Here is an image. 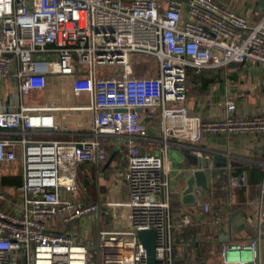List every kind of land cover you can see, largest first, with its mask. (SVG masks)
I'll return each instance as SVG.
<instances>
[{
	"label": "built area",
	"instance_id": "obj_1",
	"mask_svg": "<svg viewBox=\"0 0 264 264\" xmlns=\"http://www.w3.org/2000/svg\"><path fill=\"white\" fill-rule=\"evenodd\" d=\"M135 54L155 59L156 76L135 75ZM247 61L264 68V17L250 25L214 0H0V82L16 88L0 102V167L18 164L21 177L17 187L0 186V264H149L142 231L154 232L153 264H175L174 231L191 221L186 214L172 221L171 147L204 158L211 171L220 155L198 146L204 134L264 136V112L242 118L231 101L217 121L191 116L184 105L187 71L199 75ZM102 67L120 71L102 77ZM48 77L64 79L63 104L20 103L31 91L47 90ZM81 98L86 101L76 103ZM154 111L157 154L143 150L152 142L142 113ZM83 113L92 122L73 133L78 141L34 139L78 129ZM110 141L123 156L114 173L125 182L127 199L74 197L77 166H104ZM261 168L264 173V161ZM245 185V176L229 177L226 187ZM263 201L264 181L256 236L223 246L221 264H259ZM195 206L211 210L199 200ZM86 218L98 227L94 247L78 243L72 231Z\"/></svg>",
	"mask_w": 264,
	"mask_h": 264
},
{
	"label": "crops",
	"instance_id": "obj_2",
	"mask_svg": "<svg viewBox=\"0 0 264 264\" xmlns=\"http://www.w3.org/2000/svg\"><path fill=\"white\" fill-rule=\"evenodd\" d=\"M214 1L219 3L220 6L229 8L243 16L250 25L256 24L264 17V0ZM143 73H146L145 70ZM113 76L116 75L112 72V75L102 77ZM3 82H0L1 90L4 88ZM46 89L42 92L44 105L63 104L67 88L62 77H48ZM10 93H14V91ZM5 99L7 98L3 97L0 102ZM82 99L84 102L86 101L84 98ZM227 101L235 104L236 112L242 118H249L264 112V68L247 61L241 64L230 63L219 69H205L199 75L193 74L192 70L188 69L184 105L188 108L191 116H197L204 122L217 121L220 119L221 110ZM20 103H22L21 100ZM152 113H142L143 123L147 126L148 138L152 142L151 145L143 147V150H149L157 154L158 143L156 142L159 141L160 136L158 125L153 124L154 121L149 122L152 120ZM91 122V117L88 114H81L80 125H91ZM74 131L62 130L54 135L34 136V139L59 142L78 141L80 137L73 133L87 130L78 128ZM109 143L111 144L107 150L109 158L104 166L80 164L76 168L77 179L80 174L95 180L97 199H81L78 198L77 193L74 194V197L84 202L99 201L101 203L122 202L127 199L126 184L122 179L117 178L114 173L116 167L123 165L124 162H121L123 156L116 143L113 141ZM198 146L224 157L228 167L222 173L212 175L207 191L194 188V204L184 205L181 201V195L186 189V180L192 170L186 171L182 167L185 163L181 152L183 148L171 147L169 151L171 154L169 153L168 158L170 161L168 183L171 193L172 221L177 223L184 214L188 215L191 221L190 226L174 231V255L178 257L179 254L188 253L193 260L198 254L196 250V246H198L199 251H202L201 260L198 264H221L219 254L223 246L248 244L256 236L259 192L264 181V173L261 168V163L264 161V136H208L204 134ZM216 164L224 163L214 162V170H217L218 167L221 168L220 166L216 167ZM17 175L20 176V168L16 174H6L4 176ZM241 176L246 178L245 186L240 188L226 187L229 177ZM101 187L108 189V193L115 200H99ZM197 200L208 204L211 208L210 212L205 213L201 207H196L195 202ZM261 209V223L264 230V201ZM105 213L103 214L107 216ZM91 225H93L91 218L82 219L75 223L72 231L76 235L78 243H85L92 247L96 245V242H92L87 235ZM105 225L106 229H110L109 222ZM111 228L113 227L111 226ZM124 228L126 229V226ZM114 229L117 230L118 228L114 225ZM193 241L195 242L194 245H192ZM259 264H264V235L259 248Z\"/></svg>",
	"mask_w": 264,
	"mask_h": 264
},
{
	"label": "rangeland",
	"instance_id": "obj_3",
	"mask_svg": "<svg viewBox=\"0 0 264 264\" xmlns=\"http://www.w3.org/2000/svg\"><path fill=\"white\" fill-rule=\"evenodd\" d=\"M133 60L136 62V64H133V66H136L138 68H140L142 71L143 70H148V73H143L144 77H148V76H154L156 74V69L154 67V63H155V59L151 56H145V55H141V54H135L132 56ZM118 71H120L119 67H102V68H98L97 69V73L99 76H106V75H112V72L115 73V75H118ZM7 81L4 80L3 82V91L0 89V100L3 99V97L7 98L8 93L14 91L16 92V88L9 86L8 84H6ZM42 92L39 91H31L26 95H23L21 98V101L24 103V105L27 106H41L44 105V102L42 100ZM84 100L79 99L76 101V103H83ZM168 106H172L171 104H168ZM85 114V113H83ZM154 121V123H156L157 125H159V121H160V116H159V111H154L152 113V120L149 121L150 123ZM90 124H81L79 129L80 130H89L90 129ZM147 127V126H146ZM152 127H154V125H152ZM157 153V152H156ZM171 154V152H169ZM169 153H168V158H169ZM110 154V152H109ZM19 170V165L18 164H13L11 167H6V166H2L0 167V177L4 176L6 174H16ZM99 200H107V201H113L115 200L114 198H112L110 196V193H108V189H106L105 187H101V191L99 194ZM75 224H73L74 226ZM108 225V224H106ZM105 225V226H106ZM97 224L96 225H91L90 229H88L87 231V235L90 237V239L92 240V242H96L97 239ZM91 256H93V258H96L94 252L90 253ZM90 264H93V262H90Z\"/></svg>",
	"mask_w": 264,
	"mask_h": 264
},
{
	"label": "water",
	"instance_id": "obj_4",
	"mask_svg": "<svg viewBox=\"0 0 264 264\" xmlns=\"http://www.w3.org/2000/svg\"><path fill=\"white\" fill-rule=\"evenodd\" d=\"M182 157L185 160V163L182 167L186 170H192L190 176L186 180V189L181 195V201L184 205H192L195 201L194 188H197L201 191H207L209 189L208 185L211 181V177L215 173H222L227 167V162L224 157L216 156L213 158L215 163L222 162L224 163L221 168L216 164L217 170L206 171L207 162L204 158L195 157L190 150L182 149ZM195 169L193 170V168ZM138 238L141 243L144 245L148 255L149 264L154 263V232L153 231H142L138 232ZM195 242L193 241L194 245Z\"/></svg>",
	"mask_w": 264,
	"mask_h": 264
},
{
	"label": "trees",
	"instance_id": "obj_5",
	"mask_svg": "<svg viewBox=\"0 0 264 264\" xmlns=\"http://www.w3.org/2000/svg\"><path fill=\"white\" fill-rule=\"evenodd\" d=\"M133 64H136L134 61ZM133 70L135 75L142 77L144 76L142 74V71L140 68L133 66ZM220 167L223 166V164H218ZM21 183V177L19 175L17 176H3L0 177V186L1 187H17ZM77 195L78 198L81 199H90L95 200L97 199L96 194V182L93 178H89L87 176H81L79 174V177L77 179ZM197 255L196 258L192 260L191 255L188 253L179 254L178 257H175V264H198V262L201 260V252L199 251V247L196 246ZM203 254V253H202Z\"/></svg>",
	"mask_w": 264,
	"mask_h": 264
}]
</instances>
